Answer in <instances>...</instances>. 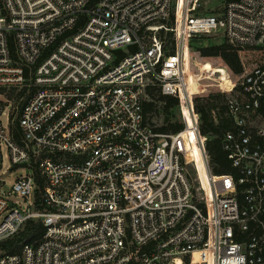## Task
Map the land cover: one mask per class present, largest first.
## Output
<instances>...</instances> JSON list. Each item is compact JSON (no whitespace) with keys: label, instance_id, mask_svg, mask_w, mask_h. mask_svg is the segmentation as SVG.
Segmentation results:
<instances>
[{"label":"built area","instance_id":"1","mask_svg":"<svg viewBox=\"0 0 264 264\" xmlns=\"http://www.w3.org/2000/svg\"><path fill=\"white\" fill-rule=\"evenodd\" d=\"M207 1L0 0V241L45 228L0 264H264V63L232 81L191 52L218 32L264 48V0ZM154 85L180 131L145 113ZM214 87L236 175L212 173L201 132L195 98Z\"/></svg>","mask_w":264,"mask_h":264},{"label":"trees","instance_id":"2","mask_svg":"<svg viewBox=\"0 0 264 264\" xmlns=\"http://www.w3.org/2000/svg\"><path fill=\"white\" fill-rule=\"evenodd\" d=\"M96 1L97 0H93V3ZM169 40L171 41V39ZM200 53L205 57H221L236 74H240L244 69L238 51L228 41L222 44L203 46L200 48ZM203 65L206 70L217 68L214 67L210 61L204 62ZM147 91L150 100L145 102V113L149 119L151 120V114L156 112L157 108L162 104V110L167 116L164 119L165 124L161 125L159 130L162 132L180 131L183 128V124L178 121L175 112L179 103L178 99L173 96L162 94L160 88L156 85L149 86ZM9 97H14V92H12ZM224 101L225 94L219 92L214 94L211 93L207 97H196L195 108L200 114L201 132L208 137L207 151L210 157L212 173L215 175H236L237 171L232 166L230 159L221 145L223 132L232 127V120L226 115ZM44 230L45 228L41 221L29 220L18 234L0 241V251L3 254L18 253L26 243H30L39 238Z\"/></svg>","mask_w":264,"mask_h":264},{"label":"rangeland","instance_id":"3","mask_svg":"<svg viewBox=\"0 0 264 264\" xmlns=\"http://www.w3.org/2000/svg\"><path fill=\"white\" fill-rule=\"evenodd\" d=\"M225 3H226V0H208L207 3H205V5L203 6L205 8L204 11H211V10H215V9H220L224 6ZM225 41H227V40L225 39L222 32H218L216 34L199 37L193 41L191 52H192V56L194 57L195 69L197 72H198L199 68L201 67V65H203L204 62H206V61H210V62H214V63L220 62V63L225 64V62L223 61V59L221 57H218V56L205 57V56H202L200 53V48H202L203 46H207V45H211V44H222ZM234 48L239 53L240 59H241L242 64H243V68L244 67H253L256 64H263L264 63V48H239L236 46H234ZM203 68H204V65H203ZM208 71L210 72V70H208ZM229 78L232 79V81H237L238 75L236 73H234L233 71H229ZM194 89L198 90L197 86H193V90ZM217 90L218 89L216 87L210 89L212 94L217 93ZM162 107H163V105L161 104V106L159 108H157L156 112H153L151 114V117H150L151 121H153L158 126L165 124L164 119L167 116V114L162 110L163 109ZM175 112H176L178 121H180V118L178 116V111L176 109H175ZM8 114H9V110L6 109L4 112V115H3V120L5 123L8 122V118H7ZM200 126H201V122H200ZM193 155L196 158H198L199 164L201 166L202 162L200 161V155L198 154V152L193 151ZM3 156H4L5 166L8 168L10 166L11 162L7 156V149L5 147H3ZM190 171H191L193 176L196 175L195 168L192 165L190 166ZM19 173L25 174L26 171L23 170ZM11 178L13 179V177H11ZM8 185H9V183L7 184L6 187H8ZM13 198L15 200L21 201V199L19 197H13ZM0 222H1V220H0Z\"/></svg>","mask_w":264,"mask_h":264},{"label":"bare ground","instance_id":"4","mask_svg":"<svg viewBox=\"0 0 264 264\" xmlns=\"http://www.w3.org/2000/svg\"><path fill=\"white\" fill-rule=\"evenodd\" d=\"M213 69H215L216 71L215 72H218V73H220V72H222L223 71V68L222 67H217V68H212L210 71H212ZM203 70H205L204 68H203ZM222 76V80L224 79V80H226V78H224L223 77V75H221ZM225 82H227V81H225ZM193 86H197V89H199L200 88V86H199V84L197 83V82H194V84H193ZM185 120H186V124H187V126H188V133L190 134V136H191V139L193 140V142L195 143L196 141V139H197V134H195V132L192 130V120H191V116H190V112H188V111H186V115H185ZM193 151H196V152H198V154L200 155V152H199V150H198V148H197V145H195V147H194V150ZM200 161H201V159H200ZM202 164V163H201ZM203 168V167H202ZM205 176H206V178H208V180L210 179V174H209V170H208V168L206 167V165H205Z\"/></svg>","mask_w":264,"mask_h":264}]
</instances>
